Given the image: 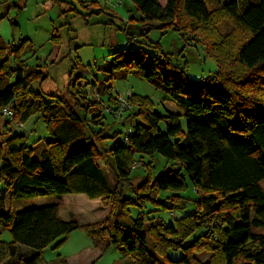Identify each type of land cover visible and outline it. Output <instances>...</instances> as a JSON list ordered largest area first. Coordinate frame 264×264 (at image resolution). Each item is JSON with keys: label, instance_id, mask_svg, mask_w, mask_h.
<instances>
[{"label": "trees", "instance_id": "1", "mask_svg": "<svg viewBox=\"0 0 264 264\" xmlns=\"http://www.w3.org/2000/svg\"><path fill=\"white\" fill-rule=\"evenodd\" d=\"M129 1L139 16V32H128V38L138 46L116 51L98 70L107 83L134 73L170 96L177 113L160 115L148 98L131 94L125 112L117 116V99L88 98L78 76L68 85L74 106L85 123L100 129L90 137L75 134L76 127L63 125L79 120L74 109L54 94L49 97L58 100L46 102L35 92L33 84L43 83L47 75L40 66L26 64V41L0 42V114L8 109L18 125L42 114L48 131L38 160L24 134H8L0 141V226L8 229L12 240H0V264H68L60 256L44 262L42 251L60 239L62 244L79 228L96 240L104 236L108 246L135 257L138 264H264V233L258 232L264 230V0ZM102 13L109 17L105 25L115 27L122 21L105 9H93L90 16ZM153 29H172L184 41L202 46L218 70L207 78L191 79L160 52L158 43L147 41ZM52 41L60 43L59 36L53 34ZM85 82V87L96 88V81ZM103 113L119 120L126 114L127 123L120 121L123 131L107 135ZM181 118L187 121L185 132ZM54 120L62 123L54 127ZM67 129L71 135L63 134ZM107 141L112 145L105 148ZM156 155L172 165L152 179ZM100 156L111 162L117 179L114 189L102 172ZM139 167L146 175L133 187L132 171ZM187 179L195 198L184 196ZM130 186L133 195L125 197ZM53 195H85L101 200L110 211L101 223L79 225L62 220L58 205L22 211L13 206L16 200ZM148 206L171 215L186 214L166 224L154 216L157 211H146ZM131 208L137 210L135 216ZM18 246L34 254L17 257ZM179 251V260L170 259L169 252ZM202 252L209 254L206 262L195 257Z\"/></svg>", "mask_w": 264, "mask_h": 264}, {"label": "rangeland", "instance_id": "2", "mask_svg": "<svg viewBox=\"0 0 264 264\" xmlns=\"http://www.w3.org/2000/svg\"><path fill=\"white\" fill-rule=\"evenodd\" d=\"M92 2L96 3L98 8L90 6L93 5ZM121 2L119 6H116L113 0H0V42L17 45L26 41L23 49V59L26 64L40 66L41 71L47 75V80L43 83L35 82L33 84L35 92L42 93L46 102L57 101L61 98L72 107L79 120L65 122L63 125L76 127L77 132L73 131L81 136L90 137L93 133L98 132L100 127L85 123L83 113L74 106L68 85L78 76L81 77L79 78L80 85H83L81 92L85 93L88 98L103 101L106 100L105 96L111 95L117 99V107H120L126 103L129 94H134L138 97L148 98L154 105L153 109L160 115L165 116L170 112H178L176 103L170 96L149 82L140 79L134 73H130L124 79H115L112 83H107L105 75L98 70L99 66L111 61L110 55L116 51L138 46L134 40L129 41L128 38V32H139V23L136 21L139 16L135 10L132 11V14H128H131L129 19L117 21L114 24L115 27L105 25L108 23L109 17L104 13L100 15H95V13L90 16L93 9L95 11L96 9H105L109 14L116 16H118L117 14L122 15L124 11L127 15V8L132 9L134 6L129 0ZM81 3L87 6L88 10L83 8ZM84 15H88L86 20L81 17ZM53 34L59 36L60 43L56 44L52 41ZM147 41L158 43L160 52L168 56L174 65L184 68L187 75L193 80L207 78L218 70L215 60L207 54L202 46L184 41L182 35L172 29L167 31L153 29L148 33ZM85 81H96V88L92 90L91 86L85 87ZM52 94L58 99L49 97ZM124 112L122 111V113ZM61 115H58L57 119L62 118ZM103 116L106 126H109V129L106 130L107 135L114 130L123 131L120 121L123 124L127 123L126 114L121 120L116 119V115L111 116L103 113ZM64 120L65 118H63V123ZM60 121L62 120L60 119ZM186 122L185 118L180 119L184 132ZM61 123L54 120L53 126L57 127ZM160 128L164 131L165 125L161 123ZM126 130L128 132V129ZM16 133L25 135L27 145L32 149L33 158L40 159L41 153L46 148L44 140L48 136L42 114L34 115L23 125L15 124L11 118L7 119L0 114V141L6 135ZM63 134L71 135L72 131L67 129V132L65 131ZM111 145L112 142L107 141L104 147L108 148ZM139 157L137 155L136 158ZM141 158L144 163L149 160L144 155ZM110 163L106 157L100 156L99 164L102 172L111 188L114 189L117 179ZM154 165L155 167L151 171L152 179L164 168H171L172 164L156 155ZM145 175L143 167L135 168L131 175V186L135 187L143 181ZM187 184L188 190L184 196L195 198L188 179ZM131 186L124 190L125 197H132ZM2 188L3 186L0 185V189ZM161 203L169 205L163 199H161ZM47 205H58V214L62 220L75 221L79 225L101 223L107 218L110 211L109 207L102 206L101 200H89L85 195H53L16 200L13 203L16 211ZM192 210L193 208H189L190 212ZM130 211L132 216L137 214V210L134 208H131ZM146 211H157L154 216L161 218L166 224H173L174 220L186 214V212L174 211V215H171L168 210L153 206L146 207ZM258 232L264 233V230ZM0 240L4 243L12 241L8 229L4 226H0ZM61 240L42 251L41 256L44 262H52L60 256L65 258L69 264H138L135 257H126L116 247L108 246L104 236L96 240L82 228L70 233L67 239L59 244ZM32 254H34L33 250L18 246L17 257L26 258ZM182 256V251L169 252V257L172 260H179ZM195 257L200 262H206L209 254L202 252L196 254Z\"/></svg>", "mask_w": 264, "mask_h": 264}, {"label": "built area", "instance_id": "3", "mask_svg": "<svg viewBox=\"0 0 264 264\" xmlns=\"http://www.w3.org/2000/svg\"><path fill=\"white\" fill-rule=\"evenodd\" d=\"M114 2H115V5L116 6H119L122 2V0H113ZM130 96V94L128 95V97ZM127 106H126V103L124 104V105H121V109H120V111L116 114L117 116H121V114H122V111H124L125 110V108H126ZM3 114L5 115V116H7L9 119L11 118V112L8 110V109H5L4 111H3Z\"/></svg>", "mask_w": 264, "mask_h": 264}, {"label": "crops", "instance_id": "4", "mask_svg": "<svg viewBox=\"0 0 264 264\" xmlns=\"http://www.w3.org/2000/svg\"><path fill=\"white\" fill-rule=\"evenodd\" d=\"M135 9L134 8H132V9H130V8H127V15L124 13V11H123V13H122V15L121 14H117L118 15V17H120L122 20L123 19H126L127 20V18L129 19L130 18V15L133 13L132 11H134ZM129 13H131L130 15H128ZM78 196H80V195H78ZM68 262V261H67ZM69 264V263H68Z\"/></svg>", "mask_w": 264, "mask_h": 264}]
</instances>
